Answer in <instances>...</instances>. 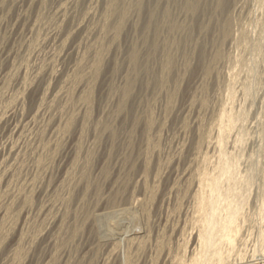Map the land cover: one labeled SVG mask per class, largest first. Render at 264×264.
Listing matches in <instances>:
<instances>
[{
	"label": "rangeland",
	"instance_id": "1",
	"mask_svg": "<svg viewBox=\"0 0 264 264\" xmlns=\"http://www.w3.org/2000/svg\"><path fill=\"white\" fill-rule=\"evenodd\" d=\"M262 20L264 0H0V264H264Z\"/></svg>",
	"mask_w": 264,
	"mask_h": 264
},
{
	"label": "bare ground",
	"instance_id": "2",
	"mask_svg": "<svg viewBox=\"0 0 264 264\" xmlns=\"http://www.w3.org/2000/svg\"><path fill=\"white\" fill-rule=\"evenodd\" d=\"M112 1H113V0H112ZM166 1H167V0H166ZM236 1H237V0H236ZM109 2H110V1H109ZM117 3H118V2H117ZM138 3H139V2H138ZM112 4H113V3H112ZM112 4H111V5H112ZM126 5H127V4H126ZM130 5H131V4H130ZM133 5H134V3H133ZM139 5H140V4H139ZM187 5H188V2H187ZM235 5H236V4H235ZM239 5H240V4H239ZM108 6H109V4H108ZM117 6H118V5H117ZM128 6H129V4H128ZM240 6H241V5H240ZM110 7H111V6H110ZM113 7H114V6H113ZM118 7H119V6H118ZM118 7H116V9H117ZM88 9H89V8H88ZM110 9H111V8L108 9L109 12H110ZM119 9H120V8H119ZM130 9H131V8H130ZM136 9H137V8H136ZM255 9H256V8H255ZM120 10H121V9H120ZM123 10H124V9H123ZM123 10H122V12H123ZM251 10H252V9H251ZM256 10H257V9H256ZM89 11H90V9H89ZM114 11H115V10H114ZM125 11H127V8L125 9ZM231 11H232V10H231ZM260 11H261V10H260ZM115 12H117V10H116ZM119 12H120V11H119ZM122 12L120 13V15H119V14L117 15V16H119L118 24L116 23L117 25H116V27H115V29H117V31H118V29L120 28V25H121V23L123 22L124 18L126 19V16H125L126 13H124V12L122 13ZM130 12H131V11H130ZM130 12H129V14H130ZM170 12H171V11H170ZM239 12H240V11H239ZM242 12H243V11H242ZM256 12H257V11H256ZM107 13H108V12H107ZM112 13H113V12H112ZM260 13H261V12H260ZM106 15H107V14H106ZM108 15H109V13H108ZM110 15H111V14H110ZM113 15H114V14H113ZM166 15H167V14H166ZM99 16H100V15H99ZM246 16H247V15H246ZM102 17H103V16H102ZM149 17H150V16H149ZM250 17H251V16H250ZM260 17H261V16H260ZM116 18H117V17H116ZM152 18H153V17H152ZM175 18H176V17H175ZM251 18H252V17H251ZM262 18H263V17H262ZM105 19H106V18H105ZM148 19H149V18H148ZM248 19H249V18H248ZM255 19H256V18H255ZM249 20L252 21V19H249ZM124 21H125V20H124ZM251 21H249V22L251 23ZM262 21H264V20H262ZM249 22H248V25H249ZM255 22H256V21H255ZM123 23H124V22H123ZM262 23H263V22H262ZM262 23H261V24H262ZM167 24H168V23H167ZM207 25H208V24H207ZM255 26H257V25H255ZM261 26H262V25H261ZM107 27H108V26H107ZM107 27H106V28H107ZM158 27H159V26H158ZM175 27H176V26H175ZM104 28H105V27H104ZM100 29H101V28H100ZM100 29H99V31H100ZM109 29H110V28H109ZM109 29H108V30H109ZM115 29H114V30H115ZM203 29H204V28H203ZM206 29H207V28H206ZM104 30H105V29H104ZM111 30H112V29H111ZM163 30H164V28H163ZM174 30H175V29H174ZM183 30H184V29H183ZM39 32H40V31H39ZM101 32H103V30H102ZM109 32H110V31H109ZM115 32H116V31H115ZM184 32H185V31H184ZM260 32H261V31H260ZM113 33H114V32H113ZM171 33H172V32H171ZM201 33H202V32H201ZM263 33H264V32H263ZM38 34H39V33H38ZM174 35H175V34H174ZM176 35H177V34H176ZM111 36H112V35H111ZM117 36H118V35H117ZM199 36H200V35H199ZM232 36H233V35H232ZM239 36H240V34H239ZM109 37H110V36H109ZM112 37H114V36H112ZM230 37H231V36H230ZM114 38H115V37H114ZM234 38H235V37H233V39H234ZM231 39H232V38H231ZM101 40H102V39H101ZM104 40H106V39H104ZM108 40H110V39H108ZM111 40H112V38H111ZM115 40H116V39H115ZM115 40H114V41H115ZM168 40H169V39H168ZM262 41H263V40H262ZM31 42H32V41H31ZM96 42H97V41H96ZM106 42L108 43L109 41H106ZM119 42H120V41H119ZM197 42H198V41H197ZM233 42H235V40H234ZM33 43H34V41H33ZM172 43H173V42H172ZM262 43H263V42H262ZM100 44H101V43H100ZM236 44L238 45V43H236ZM94 45H95V44H94ZM92 47H93V46H92ZM119 47H120V46H119ZM258 47H259V46H258ZM103 48H104V46L102 47V50H104ZM256 48H257V47H256ZM33 49H34V48H33ZM154 49H155V48H154ZM166 49H167V48H166ZM242 49H243V48H242ZM98 50H99V49H98ZM194 50H195V49H194ZM196 50H197V49H196ZM248 50H249V49H248ZM254 50H255V49H254ZM105 51H106V50H105ZM169 51H170V50H169ZM241 51H242V50H241ZM251 51H252V50H251ZM33 52H34V51H33ZM81 52H83V51H81ZM92 52H93V51H92ZM98 52H100V51H98ZM129 53H130V52H129ZM135 53H136V52H135ZM135 53L131 54L132 56L130 55V56H131L130 61H131L133 64L135 63V64L137 65V63H136V61H137V57L135 56ZM168 53H169V52H168ZM252 53H254V52H252ZM25 54H26V53H25ZM31 54H32V53H31ZM254 54H255V53H254ZM103 55H104V53H103ZM87 56H88V55H87ZM247 56H248V55H247ZM88 57H89V56H88ZM96 57H97V56H96ZM114 57H115V56H114ZM166 57H169V55L166 56ZM209 57H210V56H209ZM213 57H214V56H213ZM215 57H216V56H215ZM215 57H214V58H215ZM235 57H236V55H235ZM253 57H254V56H253ZM30 58H31V57H30ZM101 58H102V57H101ZM223 58H224V57H223ZM230 58H231V57H230ZM250 58H251V57H250ZM94 59H95V58H94ZM166 59H167V58H166ZM242 59H243V58H242ZM103 60H104V58L102 59V61H103ZM188 60H189V59H188ZM244 60H245V59H244ZM28 61H29V59H28ZM88 61H89V60H88ZM98 61H99V59L96 58L95 61H93V64L91 65V68H90V69H92L91 71H93L91 74L96 75V76H97V72H98V70H100V69H98V65H99V62H98ZM168 61H169V60H168ZM168 61H167V62H168ZM212 61H213V60H212ZM212 61H211V62H212ZM241 61H242V60H241ZM100 62H101V61H100ZM142 62H143V61H142ZM205 62H206V61H205ZM89 63H90V62H89ZM129 63H130V62H129ZM132 63H131V65H132ZM170 63H171V62H170ZM216 63H217V61H216ZM223 63H224V61H223ZM243 63H244V62H243ZM255 63H257V62L255 61ZM78 64H80L79 67L82 65L81 63H78ZM87 64H88V63H87ZM135 64H134V66H135ZM204 64H205V63H204ZM246 64H247V63H246ZM263 64H264V63H263ZM206 65H207V64H206ZM210 65H211V64H210ZM242 65H243V64H242ZM254 65H255V64H254ZM261 65H262V64H261ZM82 66H83V65H82ZM82 66H81V67H82ZM88 66H89V65H88ZM99 66H101V64H100ZM128 66H129V65H128ZM134 66H133V67H134ZM208 66H209V65H208ZM75 67H76V66H75ZM77 67H78V66H77ZM79 67H78V68H79ZM81 67H80V69H81ZM83 67H84V66H83ZM112 67H113V66H112ZM116 67H117V66H116ZM215 67H216V66H215ZM224 67H225V66H224ZM231 67H232V66H231ZM256 67H257V66H256ZM84 68H85V67H84ZM130 68H131V67H130ZM164 68L167 69V68H168V64H166ZM225 68H226V67H225ZM86 69H87V68H86ZM115 69H117V68H115ZM244 69H246V68L244 67ZM254 69H255V67H254ZM82 70H83V68H82ZM130 70H131V69H130ZM206 70H207V69H206ZM206 70H205V71H206ZM72 71H75V70H72ZM79 71H81V70H79ZM203 71H204V70H203ZM212 71H213V70H212ZM238 71H239V70H238ZM243 71H244V70H243ZM225 72H227V71H225ZM225 72H224V73H225ZM232 72H233V71H232ZM71 73H72V72H71ZM75 73H76V72H75ZM80 73H81V72H80ZM86 73H87V72H86ZM247 73L249 74V72H247ZM258 73H259V72H258ZM76 74H77V73H76ZM134 74H135V73H134ZM232 74H233V73H232ZM248 74H247V75H248ZM256 74H257V73H256ZM132 75H133V74H132ZM224 75H225V74H223V76H224ZM228 75H229V74H228ZM67 76H68V75H67ZM69 76H70V75H69ZM164 76H165V75H164ZM202 76H204V75H202ZM231 76H232V75H231ZM27 77H28V76H27ZM87 77H88V76H87ZM87 77H86V79H87ZM90 77H91V76H90ZM90 77H89V78H90ZM114 77H115V76H114ZM162 77H163V76H162ZM234 77H235V76H234ZM236 77H237V75H236ZM83 78H84V76H83ZM89 78H88V79H89ZM92 78H93V77H91V79H92ZM207 78H208V77H207ZM237 78H238V77H237ZM242 78H243V77H242ZM245 78H246V77H245ZM256 78H257V77H256ZM75 79H76V78H75ZM163 79H164V78H163ZM197 79H198V78H197ZM202 79H203V78H202ZM204 79H205V78H204ZM66 80H68V79H66ZM78 80H79V79H78ZM81 80H82V79H81ZM159 80H160V79H159ZM226 80H227V79H226ZM240 80H241V79H240ZM243 80H244V79H243ZM24 81H25V80H24ZM69 81L71 82L72 79H70ZM69 81L67 82L68 84H69ZM73 81H74V79H73ZM75 81H76V80H75ZM82 81H83V80H82ZM82 81H81V82H82ZM85 81H86V80H85ZM85 81H84V82H85ZM132 81H134V80L132 79ZM206 81H207V80H206ZM258 81H259V80H258ZM29 82H30V81H29ZM65 82H66V81H65ZM86 82H87V81H86ZM90 82H91V81H90ZM90 82H89V83H90ZM201 82H202V81H201ZM209 82H210V81H209ZM234 82H235V81H234ZM246 82H247V81H246ZM254 82H256V81H254ZM62 83H63V82H62ZM87 83H88V82H87ZM89 83H88V84H89ZM130 83H131V81H130ZM130 83H129V84H130ZM160 83H162V82H160ZM167 83H168V82H167ZM203 83H204V82H203ZM203 83H202V84H203ZM226 83H227V82H226ZM228 83H229V82H228ZM230 83H232V82H230ZM256 83H257V82H256ZM23 84H25V83L23 82ZM26 84H27V83H26ZM68 84H67V85H68ZM70 84H72V83H70ZM70 84H69V85H70ZM90 84H91V83H90ZM92 84H93V83H92ZM149 84H150V83H149ZM158 84H159V83H158ZM73 85H74V84H73ZM73 85H72V86H73ZM130 85H131V84H130ZM218 85H219V84H218ZM230 85H231V84H230ZM238 85H239V84H238ZM260 85H261V84H260ZM60 86H61V85H60ZM197 86H198V85H197ZM225 86H226V85H225ZM61 87H62V86H61ZM231 87H232V86H231ZM62 88H66V85H65V87H62ZM62 88H60V89H62ZM86 88H87V87H86ZM160 88H161V87H160ZM196 88H197V87H196ZM229 88H230V87H229ZM241 88H242V87H241ZM245 88H247V87H245ZM141 89H142V88H141ZM214 89H215V88H214ZM250 89H251V88H250ZM250 89H249V90H250ZM253 89H254V88H253ZM259 89H260V88H259ZM261 89H262V88H261ZM65 90H66V89H65ZM65 90H64V91H65ZM67 90H68V89H67ZM240 90H241V89H240ZM243 90H244V87H243ZM245 90H247V89H245ZM255 90H256V89H255ZM61 91H62V93L64 92L63 89H62ZM69 91H70V89H69ZM129 91H130V88H129V89H125L124 91H122V94H121V95H122V99H121V97H120L121 101H120V103H119V107H118L119 110H121V109L124 108L125 100H126L127 96H128L129 93H130ZM167 91H168V90H167ZM194 91H196L195 88H194ZM198 91H202V90H198ZM198 91H197V92H198ZM203 91H204V89H203ZM203 91H202V92H203ZM229 91L232 92V90H229ZM229 91H228V92H229ZM120 92H121V91H120ZM160 92H161V91H160ZM191 92H192V91H191ZM235 92H236V91H235ZM240 92H241V91H240ZM250 92H251V91H250ZM60 93H61V92H60ZM60 93H59L58 95H61ZM64 93H65V92H64ZM87 93H90V92L88 91ZM101 93H102V92H101ZM224 93H226V92H224ZM257 93H258V92H257ZM68 94H69V93H68ZM115 94H116V93H115ZM115 94H114V95H115ZM192 94H193V93H192ZM201 94H202V93H201ZM217 94H218V93H217ZM221 94H222V93H221ZM242 94H243V91H242ZM251 94H252V93H251ZM65 95H66V93H65ZM86 95H87V94H86ZM199 95H200V94H199ZM225 95H226V96H225V99H227V98H226V97H227V94H225ZM232 95H233V94H231V96H230V94H229L230 97H232ZM248 95H250V94H248ZM248 95H247V96H248ZM62 96H63V94H62ZM67 96H68V95H67ZM203 96H204V95H203ZM215 96H218V95H215ZM219 96H220V95H219ZM235 96H237V95H235ZM250 96H251V95H250ZM250 96H248V97H250ZM56 97H57V96H56ZM56 97H55V98H56ZM58 97H59V96H58ZM60 97H61V96H60ZM60 97H59V100H61ZM65 97H66V96H65ZM81 97H82V96H81ZM88 97H91V96L89 95ZM169 97H170V96H169ZM237 97H238V96H237ZM258 97H259V96H258ZM55 98H54V99H55ZM66 98H67V97H66ZM118 98H119V97H118ZM191 98H192V97H191ZM216 98H217V97H216ZM240 98H241V97H240ZM242 98H243V97H242ZM62 99H63V98H62ZM85 99H87V97H86ZM85 99H84V100H85ZM90 99H91V98H90ZM151 99H152V98H151ZM193 99H194V98H193ZM231 99H232V98H231ZM235 99H236V98H235ZM246 99H247V98H246ZM57 100H58V98H57ZM59 100H58V101H59ZM63 100H64V99H63ZM108 100H109V99H108ZM117 100H118V99H117ZM222 100H223V99H222ZM248 100H249V99H248ZM257 100H258V99H257ZM260 100H261V99H260ZM61 101H62V100H61ZM85 101H86V100H85ZM85 101H84V102H85ZM89 101H90V100H87L86 102L88 103ZM197 101H198V100H197ZM197 101H196V102H197ZM212 101H213V100H212ZM235 101H236V100H235ZM254 101H255V100H254ZM52 102H53V101H52ZM52 102H51V103H52ZM84 102H82V103H84ZM153 102H154V101H153ZM166 102H167V101H166ZM191 102H192V100H191ZM215 102H216V101H215ZM225 102H227V100H226ZM261 102H262V101H261ZM55 103H56V101H55ZM197 103H198V102H197ZM219 103H220V102H219ZM219 103H218V104H219ZM245 103H246V102H245ZM65 104H66V103H65ZM88 104H89V103H88ZM107 104H109V103H107ZM228 104H229V103H228ZM260 104H261V103H260ZM155 105H156V104H155ZM191 105H192V104H190V106H191ZM201 105H202V104H201ZM210 105H211V104H210ZM224 105H225V104H224ZM224 105H221V107L224 106ZM47 106H48V105H47ZM50 106H51V104H50ZM66 106H67V104H66ZM68 106H69V105H68ZM107 106H108V105H107ZM107 106H106V107H107ZM192 106H193V105H192ZM196 106H197V105H196ZM87 107H88V106H87ZM133 107H134V106H133ZM168 107H169V106H168ZM198 107H199V106H198ZM201 107H202V106H201ZM53 108H54V107H53ZM64 108H65V107H64ZM89 108H90V107H89ZM89 108H88V109H89ZM185 108H186V107H185ZM56 109H57V108H56ZM60 109H61V108H60ZM62 109H63V108H62ZM111 109H112V108H111ZM115 109H116V108H115ZM167 109H169V108H167ZM260 109H262V108H260ZM50 110H51V109H50ZM89 110H90V109H89ZM92 110H93V109H92ZM102 110H103V109H102ZM249 110H250V109H249ZM85 111H86V110H85ZM87 111H88V110H87ZM122 111H123V110H122ZM259 111H260V110H259ZM91 112H92V111H91ZM108 112H109V111H108ZM112 112H113V111H112ZM117 112H118V111H117ZM123 112H124V111H123ZM213 112H214V111H213ZM215 112H216V111H215ZM85 113H86V112H85ZM100 113H101V112H100ZM106 113H107V112H106ZM121 113H122V112H121ZM124 113H125V112H124ZM113 114H114V113H113ZM119 114H120V112H119ZM119 114H118V115H119ZM260 114H261V113H260ZM104 115H105V114H104ZM106 115H107V114H106ZM115 115H116V114H115ZM140 115H141V114H140ZM153 115H154V114H153ZM263 115H264V114H263ZM86 117H87V116H86ZM106 117H107V116H106ZM261 117H262V116H261ZM118 118H119V117H118ZM129 118H130V117H129ZM129 118H128V119H129ZM240 118H242V117H240ZM240 118H239V120H240ZM84 119L86 120V118H84ZM87 119H88V118H87ZM89 119H90V118H89ZM104 119H105V118H104ZM106 119H107V118H106ZM130 119H131V118H130ZM261 119H262V118H261ZM107 120H109V119H107ZM150 120H152V118H151ZM244 120H245V119H244ZM87 121H88V120H87ZM90 121H91V120H90ZM111 121H112V120H111ZM83 122H84V120H83ZM108 122H109V121H108ZM150 122H151V121H150ZM150 122H149V126L151 125ZM231 122H232V121H231ZM238 122H240V124H241L243 121H238ZM248 122H249V121H248ZM104 123H105V122H104ZM132 123H133V122H132ZM137 123H138V122H137ZM151 123H152V122H151ZM85 124H86V123H85ZM238 124H239V123H238ZM240 124H239V126H240ZM87 125H88V124H87ZM92 125H93V124H92ZM100 125H101V124H100ZM243 125H244V124H243ZM232 126L234 127L235 125H232ZM246 126H247V125H246ZM102 127H103V126H102ZM105 127H106V126H105ZM222 127H223V126L220 125L219 128H218L219 135H220L221 137H223V136L225 135V134H224L225 132L223 131V130H224V127H223V128H222ZM236 127H237V123H236ZM240 127H241V126H240ZM240 127H239V128H240ZM145 128H146V127H145ZM145 128H144V129H145ZM229 128H230V127H229ZM231 128H232V127H231ZM97 129H98V128H97ZM99 129H100V127H99ZM121 129H122V128H121ZM222 129H223V130H222ZM235 129H236V128H235ZM240 129H242V127H241ZM243 129H244V127H243ZM262 129H263V128H262ZM42 130H43V129H42ZM94 130H96V129H94ZM101 130H102V129H101ZM105 130H106V129H105ZM228 130H230V129H228ZM233 130H234V129H233ZM233 130H231V131H227L228 133L226 134V136H228L229 132H232ZM238 130H239V129L237 128L236 133H238ZM257 130H258V129H257ZM86 131H87V130H86ZM131 131H132V130H131ZM259 131H260V130H259ZM261 131H262V130H261ZM34 132H35V131H34ZM105 132H106V131H105ZM109 132H110V131H109ZM109 132H108V133H109ZM117 132H118V131H117ZM147 132H148V131H147ZM151 132H152V131H151ZM39 133H40V132H39ZM84 133H85V130H84ZM96 133H97V132H96ZM145 133H146V132H145ZM148 133H149V132H148ZM37 134H38V133H37ZM40 134H41V133H40ZM90 134H91V133H90ZM106 134H107V133H106ZM232 134H234V132H233ZM232 134H229V135L232 136ZM239 134L241 135V132H240ZM243 134H244V132H243ZM243 134H242V136H243ZM248 134H249V133H248ZM253 134H254V133H253ZM263 134H264V133H263ZM31 135H32V134H31ZM31 135H30V136H31ZM85 135H86V134H85ZM101 135H102V133H101ZM101 135H99V136H101ZM244 135H245V134H244ZM261 135H262V134H261ZM82 136H83V135H82ZM226 136H224V137H226ZM259 136H260V135H259ZM262 136H263V135H262ZM262 136H261V137H262ZM84 137H85V136H84ZM97 137H98V136H97ZM237 137H239V135L236 136V139H237ZM245 137H246V135H245ZM247 137H248V136H247ZM32 138H33V137H32ZM35 138H36V137H35ZM148 138H149V137H148ZM230 138H231V137H230ZM230 138L228 137V138H226V140H227V139H230ZM243 138H244V137H243ZM249 138H250V137H249ZM259 138H260V137H259ZM262 138H264V137H262ZM29 139H30V138H29ZM98 139H99V138H98ZM144 139H145V138H144ZM250 139H252V138H250ZM114 140H115V139H114ZM234 140H235V136H234ZM246 140H247V139H246ZM253 140H254V139H253ZM263 140H264V139H263ZM263 140H262V141H263ZM83 141H84V140H83ZM110 141H111V140H110ZM127 141H128V140H127ZM228 141H229V140H228ZM232 141H233V140H232ZM244 141H245V140H243V142H244ZM262 141L260 140V141H259V142H260L259 144H262V145L264 146V141H263V143H261ZM93 142H94V141H93ZM98 142H99V141H98ZM112 142H113V141H112ZM131 142H132V141H131ZM233 142H234V141H233ZM235 142H236V140H235ZM243 142L241 141V143H243ZM30 143H31V142H30ZM114 143H115V142H114ZM90 144H91V143H90ZM95 144H96V143H95ZM100 144H101V143H100ZM103 144H104V143H103ZM148 144H149V143H148ZM243 144H244V143H243ZM247 144H248V143H247ZM252 144H253V143H252ZM96 145H97V144H96ZM96 145H95V146H96ZM118 145H119V144H118ZM124 145H125V142H124ZM29 146H30V145H29ZM37 146H38V145H37ZM125 146H126V145H125ZM143 146H144V145H143ZM235 146H236V145H235ZM238 146H240V145H237V147H238ZM258 146H259V145H257L256 147H258ZM30 147H32V146H30ZM81 147H82V146H81ZM98 147H99V146H98ZM242 147H243V146H241V148H242ZM259 147H260V146H259ZM261 147H262V146H261ZM261 147H260V148H261ZM33 148H34V147H33ZM39 148H40V146H39ZM41 148H42V147H41ZM41 148H40V149H41ZM92 148H94V147L92 146ZM99 148H100V147H99ZM99 148H98V149H99ZM124 148H125V147H124ZM239 148H240V147H239ZM241 148H240V149H241ZM29 149H30V148H29ZM31 149H32V148H31ZM82 149H83V148H82ZM145 149H146V148H145ZM147 149H148V148H147ZM240 149H235V150H238V152H239ZM258 150H260V149L258 148ZM40 151H42V150H40ZM97 151H98V150H97ZM242 151H243V150H242ZM34 152H35V151H34ZM36 152H39V151H36ZM91 152H93V151H91ZM240 153H241V152H240ZM83 154H84V153H83ZM88 154H89V153H88ZM195 154H196V153H195ZM197 154H198V151H197ZM255 154H256V153H255ZM255 154H253V155H255ZM257 154H258V153H257ZM259 154H260V153H259ZM259 154H258V156H259ZM25 155H26V153H25ZM25 155H24V156H25ZM36 156H37V155H36ZM36 156H35V157H36ZM39 156H40V155H39ZM87 156H88V155H87ZM89 156H90V154H89ZM89 156H88V157H89ZM91 156H92V155H91ZM196 156H197V155H196ZM248 156H249V155H248ZM248 156H247V157H248ZM31 157H32V156H31ZM77 157H78V156H77ZM143 157H144V156H143ZM145 157H146V156H145ZM247 157H246V161H247V159H248ZM256 157H257V155H256ZM38 158H39V157H38ZM92 158H93V156H92ZM250 158H251V155H250ZM250 158H249V160H250ZM252 158L254 159L255 156H253ZM252 158H251V161H253ZM21 159H22V158H21ZM32 159H33V157H32ZM257 159H258V158H257ZM17 160H18V158H17ZM76 160H77V159L74 160V163H73V165H72L73 168H74V167H78L77 165H79V164H77L78 161H76ZM143 160H144V159H143ZM244 160H245V159H244ZM249 160H248V161H249ZM14 161H16V160H14ZM36 161H37V159H36ZM251 161H250V162H251ZM12 162H13V161H12ZM82 162H83V161H82ZM243 162H244V161H243ZM34 163H35V162H34ZM144 163H145V162H144ZM251 163H252V162H251ZM253 163L256 164L255 161H254ZM253 163H252V165H254ZM80 164H81V163H80ZM88 164H89V163H88ZM246 164H247V163H245V164H243V165L245 166ZM13 165H14V164H13ZM106 165H107V164H106ZM248 165H249V164H248ZM150 166H151V165H150ZM250 166H251V165H250ZM250 166H249V167H250ZM18 167H19V166H18ZM80 167H81V166H80ZM144 167H145V166H144ZM245 167H246V166H245ZM247 167H248V166H247ZM251 167H252V166H251ZM20 170H21V169H20ZM84 170H85V168H84ZM105 170H106V169H105ZM231 170H232V169H231ZM78 171H79V170H78ZM243 171H244V167H243ZM245 171H246V170H245ZM17 172L19 173V171H17ZM25 172H26V171H25ZM73 172H74V171H73ZM73 172H72V173H73ZM103 172H104V171H103ZM105 172H106V171H105ZM107 172H108V171H107ZM107 172H106V173H107ZM134 172H136V171H134ZM20 173H21V171H20ZM76 173H77V172H76ZM80 173H81V172H80ZM80 173H78V174H80ZM232 173H233V171H232ZM85 174H86V173H85ZM103 174H104V173H103ZM19 175H20V174H19ZM23 175H24V174H23ZM25 175H27V174H25ZM70 175H71V173H70ZM147 175H148V174H147ZM15 176H16V175H15ZM19 177H20V176H19ZM25 177H26V176H25ZM68 177H69V176H68ZM79 177H80V176H79ZM12 178H13V177H12ZM17 178H18V177H17ZM71 178H72V177H71ZM73 178H74V177H73ZM83 178H84V177H83ZM98 178H99V176H98ZM15 179H16V178H15ZM32 179H33V178H32ZM67 179H68V178H67ZM24 180H25V179H24ZM34 180H36V179H34ZM34 180H33V182H34ZM68 180H69V179H68ZM82 180H84V179H82ZM100 180H101V178H100ZM17 181H18V180H17ZM73 181H74V180H73ZM73 181H72V182H73ZM76 181H77V179H76ZM76 181H74V182H76ZM85 181H86V180H85ZM87 181H88V180H87ZM125 181H126V179H125ZM68 182H69V181H68ZM101 182H102V181H100V183H101ZM17 183H18V182H17ZM17 183H16V184H17ZM21 183H22V182H21ZM83 183H84V182H83ZM87 183H88V182H87ZM24 184H25V183H24ZM66 184H67V181H66ZM67 185H68V184H67ZM84 185H85V183H84ZM86 185H87V184H86ZM122 185H123V184H122ZM125 185H126V184H125ZM64 186H65V185H64ZM73 186H74V185H73ZM126 186H127V185H126ZM144 186H145V184H144ZM13 187H14V186H13ZM25 187H26V186H25ZM25 187H24V188H25ZM68 187L71 188L70 186H68ZM74 187H76V186H74ZM74 187H73V188H74ZM119 187H120V186H119ZM122 187H124V186H122ZM146 187H147V186H146ZM85 188H86V187H85ZM85 188H84V189H85ZM120 188H121V187H120ZM21 189H22V188H21ZM122 189H123V188H122ZM127 189H128V188H127ZM7 190H8V189H7ZM13 190H15V189H13ZM27 190H28V189H27ZM85 190H86V189H85ZM124 190H125V189H124ZM19 191H20V190H19ZM87 191H89V190H87ZM115 191H116V190H115ZM13 192H14V191H13ZM56 192H57V191H56ZM122 192H123V191H122ZM126 192H127V191H126ZM11 193H12V192H11ZM60 193H61V192H60ZM96 193H97V192H96ZM27 194H28V191H27ZM123 194H124V193H123ZM20 195H22V194H20V193H19V194H16V196H14L15 200H16V198H17L18 196H20ZM30 195H31V194H30ZM30 195H29V196H30ZM130 195H131V193H130ZM4 196H5V195H4ZM10 196H11V195H10ZM115 196H116V195H115ZM127 196H128V195H127ZM131 196H132V195H131ZM6 197H7V196H6ZM23 197H24V202H25L27 196H24V195H23ZM54 197H55V196H54ZM121 197H123V196H121ZM14 198H13V199H14ZM28 198H29V197H28ZM56 198H58V196H57ZM68 198H69V197H68ZM70 198H71V197H70ZM117 198H118V197H117ZM124 198H125V196H124ZM145 198H147V197H145ZM5 199H6V198H5ZM13 199H12V200H13ZM52 199H53V198H52ZM59 199H60V198H59ZM66 199H67V198H66ZM84 199H85V198H84ZM86 199H87V198H86ZM86 199H85V200H86ZM9 200H10V199H9ZM56 200H58V199H55V201H56ZM64 200H65V199H64ZM109 200H110V199H109ZM121 200H122V198H121ZM127 200H128V199H127ZM4 201L6 202V200H4ZM69 201H70V200H69ZM79 201H80V200H79ZM110 201H111V200H110ZM114 201H115V200H114ZM7 202H8V200H7ZM13 202H14V201H13ZM15 202H16V201H15ZM26 202H27V201H26ZM63 202H64V201H63ZM65 202H66V201H65ZM81 202H82V201H81ZM111 202H112V201H111ZM117 202H118V201H117ZM117 202H116V203H117ZM124 202H125V200H124ZM130 202H131V201H130ZM57 203H59V202H57ZM60 203H61V202H60ZM82 203H83V202H82ZM143 203H144V202L142 201L141 204H143ZM145 203H146V201H145ZM147 203H148V202H147ZM243 203L245 204V202H243ZM255 203H256V202H255ZM69 204H71V203H69ZM256 204H257V203H256ZM15 205H16V204H15ZM54 205H55V204H54ZM54 205H53V206H54ZM56 205H57V204H56ZM65 205H68V203L65 204ZM65 205H64V206H65ZM71 205H72V204H71ZM77 205H78V203H77ZM109 205H110V203H109ZM130 205H131V206H130ZM130 205H129V207L126 205V206H127L126 208L123 207L124 205H123V206L121 205V206L123 207V209H119V208H118V209H115L116 207H115V208L113 207V208H111V209H109V208H108V209H105V211H104V213H103V215H102L101 225H100V227H101V226H102V223H104V224L106 223V227H107V229L105 230V234L108 233V231H109V226H110L111 224L117 222L118 220H120V219H122V218H124V219H126V220H128V221H130V220L133 218V208H132V203H131ZM253 205H254V204H253ZM5 206H7V205H5ZM84 206H85V205H84ZM90 206H92V205H90ZM95 206H96V205H95ZM114 206H116V205H114ZM119 206H120V205H119ZM121 206H120V207H121ZM141 206H142V205H141ZM256 206H257V205H256ZM54 207H55V206H54ZM61 207H62V206H61ZM66 207H67V206H66ZM78 207H79V206H78ZM248 207H250V204H249ZM254 207H255V206H254ZM7 208H8V207H7ZM9 208H10V207H9ZM69 208H70V207H69ZM82 208H83V207H82ZM252 208H253V207H252ZM55 209H56V208H55ZM248 209H250V208H248ZM254 209H255V208H253V210H251V209H250V210H251V211H254ZM257 209H258V207H257ZM7 210H8V209H7ZM68 210H69V209H68ZM78 210H79V209H78ZM250 210H249V211H250ZM8 211H9V210H8ZM142 211H143V210H142ZM238 211H239V210H238ZM249 211H248V213H249ZM251 211H250V212H251ZM255 211H256V209H255ZM67 212H68V211H67ZM49 213H50V212H49ZM52 213H53V212H52ZM68 213H69V212H68ZM79 213H80V212H79ZM239 213H240V212H239ZM10 214H11V213H10ZM66 214H67V213H65V215H66ZM87 214H88V212H87ZM87 214H86V215H87ZM68 215H69V214H68ZM248 215H249V214H248ZM66 216H67V215H66ZM77 216H78V215H77ZM90 216H91V214H90ZM48 217H49V216H48ZM51 217H53V216H51ZM83 217H85V216H83ZM244 217H245V216H244ZM242 218H243V217H242ZM62 219H63V218H62ZM65 219H66V218H65ZM115 219H116V220H115ZM47 220H48V218H47ZM47 220H46V221H47ZM63 220H64V219H63ZM71 220H72V219H71ZM71 220H70V221H71ZM87 220H88V218H87ZM87 220H86V221H87ZM241 220H243V219H241ZM48 221H49V220H48ZM61 221H62V220H61ZM44 222H45V221H44ZM65 222H66V221H65ZM78 222H80V221H78ZM82 222H83V221H82ZM82 222H81V223H82ZM241 222H242V221H241ZM243 222H245V218H244V221H243ZM61 224H62V226H63V223H61ZM79 224H80V223H79ZM242 224H243V223H241V226H242ZM39 225H40V224H39ZM64 225H65V224H64ZM45 226H46V224H45ZM238 226H239V224H238ZM79 227H80V226H79ZM103 227L106 228L104 225H103ZM103 227H101V229H102ZM242 227H243V226H242ZM60 228H61V227L59 226V228H58V230H57L58 232H59V229H60ZM67 228H68V227H67ZM70 228H71V227H70ZM81 228H82V227H81ZM83 228H84V226H83ZM104 228L102 229V231L104 230ZM244 228H245V226H244ZM7 229H8V226H6V221H5V222H3V225H2V227H1V229H0V238H2V237L5 235ZM28 229H29V228H28ZM35 230H36V229H35ZM73 230H74V229H73ZM79 230H80V229H79ZM79 230H78V231H79ZM29 231H30V230H29ZM31 232H32V231H31ZM31 232H30V233H31ZM34 232H35V231H34ZM37 232H38V231H37ZM70 232H71V231H70ZM240 232H241V231H240ZM66 233H67V232H66ZM72 233H73V232H72ZM76 233H77V232H76ZM76 233H74V234H76ZM67 234H68V233H67ZM23 235H24V234H23ZM23 235H22V238H21V241H20V246H19V248H20V247H23V245H24L25 243H26L25 245H27V244L30 245L31 242L33 241L34 237L36 236V235H35V236L31 237V238H30V237L26 238V237H23ZM62 235H64V234H62ZM69 236H71V235H69ZM61 237H62V236H61ZM62 238H63V237H62ZM60 239H61V238H60ZM56 241H57V240H56ZM73 242H74V241H73ZM57 243H58V242H57ZM58 245H59V244H58ZM72 247H73V246H72ZM63 248H64V247H63ZM22 249H23V248H22ZM18 250H19V249H18ZM18 250H17V252H18ZM17 252H15V253L18 254ZM20 253H21V252H20ZM16 254H14V256H16ZM57 257H58V256H57ZM53 259H54V258H53ZM127 259H128V258H127ZM74 262H76V261H74ZM193 262H194V261H193ZM16 263H17V262H16ZM53 264H54V263H53ZM82 264H83V263H82Z\"/></svg>",
	"mask_w": 264,
	"mask_h": 264
}]
</instances>
